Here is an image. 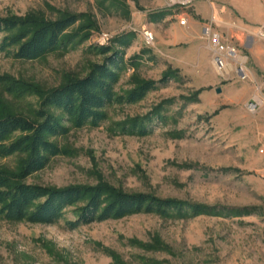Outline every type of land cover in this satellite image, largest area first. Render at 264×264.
<instances>
[{"label": "rangeland", "instance_id": "obj_1", "mask_svg": "<svg viewBox=\"0 0 264 264\" xmlns=\"http://www.w3.org/2000/svg\"><path fill=\"white\" fill-rule=\"evenodd\" d=\"M164 15L186 30L178 49L166 47ZM69 16L78 17L64 34L75 38L71 45L36 60L0 52V117L35 120L46 94L111 56L101 54V46L123 59L117 95L148 81L156 88L139 102L110 105L98 126L76 128L48 108L70 129L51 139L65 154L25 179L17 178L28 159L24 153L0 158V171L17 183L112 187L210 212L135 213L76 228L75 208L83 203L53 224L0 215V264H264V0H197L189 8L170 7L168 0H0V20ZM207 26L247 57L246 80L217 74ZM145 29L155 45L146 42ZM103 35L111 40L102 43ZM7 83L25 91L10 92ZM254 97L261 103L251 113L247 105ZM147 117V135L125 132L129 121Z\"/></svg>", "mask_w": 264, "mask_h": 264}, {"label": "trees", "instance_id": "obj_2", "mask_svg": "<svg viewBox=\"0 0 264 264\" xmlns=\"http://www.w3.org/2000/svg\"><path fill=\"white\" fill-rule=\"evenodd\" d=\"M77 20V16L54 22L1 19L0 52L16 59H39L74 42V37H64V34ZM98 50L103 55L112 53L103 63H96L87 76L67 82L46 94L41 108L35 113V120L18 115L0 117V158L17 153L28 155L18 179L43 170L52 158L65 154L51 139L66 135L70 129L62 119L49 113L48 108L61 111L65 122L76 128L98 126L106 120L105 110L110 105L139 102L156 88L157 83L148 81L127 94L117 95L115 85L124 69L123 59L112 47L101 46ZM7 89L19 94L25 91L20 83H7ZM149 119L151 117L129 121L124 127L125 132L147 135L150 132L147 126ZM80 203L83 205L75 208L77 220L71 223L73 228L135 213L168 216L175 212L181 216H196L210 212L209 207L200 204L160 199L146 193H124L112 187L53 189L17 183L12 176L0 171V215L8 220L53 224L64 216L66 210Z\"/></svg>", "mask_w": 264, "mask_h": 264}, {"label": "built area", "instance_id": "obj_3", "mask_svg": "<svg viewBox=\"0 0 264 264\" xmlns=\"http://www.w3.org/2000/svg\"><path fill=\"white\" fill-rule=\"evenodd\" d=\"M197 0H168L169 6L179 8H189ZM186 24V20L184 19ZM149 35L148 30H145ZM205 34L210 37V48L212 53V64L217 74L225 80L230 79L235 74L239 79L246 80L248 77V69L246 66L247 57L242 55L239 49L223 42L221 34L213 32L212 27L205 28ZM259 34L264 36V26L259 30ZM102 40L110 41V36H101ZM150 45H155L153 37L149 36ZM261 99L258 101L256 97L248 102L247 108L251 113H255L260 106ZM259 152L264 154V138L259 147Z\"/></svg>", "mask_w": 264, "mask_h": 264}, {"label": "crops", "instance_id": "obj_4", "mask_svg": "<svg viewBox=\"0 0 264 264\" xmlns=\"http://www.w3.org/2000/svg\"><path fill=\"white\" fill-rule=\"evenodd\" d=\"M172 18H173V16L164 15V16H162L160 23H161V26H163V28H165L169 32V35H170L169 40H167V46L166 47L170 48V49H178L177 42L180 41L181 37L186 36V33H185L186 30L184 29V27L179 22L173 21ZM235 34L237 36L242 35L239 31L236 32ZM191 35L194 37L193 34H191ZM203 49H204V45H199L200 54H202ZM205 52L207 54L206 56H208L209 51L206 49ZM202 56L203 55H201V59L203 58Z\"/></svg>", "mask_w": 264, "mask_h": 264}, {"label": "bare ground", "instance_id": "obj_5", "mask_svg": "<svg viewBox=\"0 0 264 264\" xmlns=\"http://www.w3.org/2000/svg\"><path fill=\"white\" fill-rule=\"evenodd\" d=\"M170 7H174V6H170ZM182 24H185L184 20L182 21ZM145 30H146V29H145ZM148 33H149V35H147V32H146V31L143 32L144 37H145V39H146V42H147L148 44H150L149 36L154 38V34H153V32H151V31H149V30H148ZM105 36H107V35H105ZM104 42H106V40H102V43H104ZM256 98L258 99V101H260V99H259L258 97H256Z\"/></svg>", "mask_w": 264, "mask_h": 264}, {"label": "water", "instance_id": "obj_6", "mask_svg": "<svg viewBox=\"0 0 264 264\" xmlns=\"http://www.w3.org/2000/svg\"><path fill=\"white\" fill-rule=\"evenodd\" d=\"M217 92H221V88H218V89H217Z\"/></svg>", "mask_w": 264, "mask_h": 264}]
</instances>
